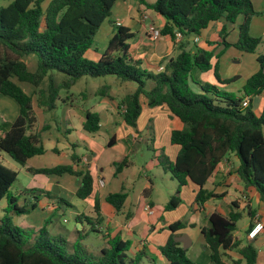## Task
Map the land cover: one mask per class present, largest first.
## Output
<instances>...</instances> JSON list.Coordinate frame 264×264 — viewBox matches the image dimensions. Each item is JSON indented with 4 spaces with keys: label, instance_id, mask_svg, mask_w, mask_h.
I'll return each instance as SVG.
<instances>
[{
    "label": "trees",
    "instance_id": "obj_1",
    "mask_svg": "<svg viewBox=\"0 0 264 264\" xmlns=\"http://www.w3.org/2000/svg\"><path fill=\"white\" fill-rule=\"evenodd\" d=\"M45 1L12 0L0 6V95L13 99L18 105L13 121L0 122V152L24 167L29 158L45 152L42 133L34 130L37 122L35 107L42 111L55 109L59 92L70 89L84 77L112 76L135 83L134 91L120 100L126 125L137 127L142 110L141 96L148 107L164 106L170 113L173 122L169 142L178 146V152L174 159L164 156L159 163L179 187L188 182L196 186L194 200L197 204L223 195L207 189L205 184L230 153L238 159L235 173L243 187L253 188L264 203V100L259 115L255 114L251 101V97L261 95L264 89V54L257 56L259 69L242 87L243 95L250 97L243 104L242 97L214 84L196 81L192 76L194 70H212L220 84L230 83L234 78H220L218 63H210L212 51L186 48L188 38L200 34L210 23L221 18L234 23L242 16L238 40L227 42L222 27V43L225 47L233 45L246 52H255L262 38L248 35L250 20L257 14L251 0H155L146 4L165 19L159 29L162 36L172 40L176 39L177 32L182 36L177 42L178 53L167 59L158 72L146 70L132 56L128 40L133 33L112 18L111 11L117 0H49L44 5ZM139 2L145 3V0ZM106 19L111 29L110 37L96 59H90L86 52L92 48L95 35ZM29 59L34 62L33 69L28 65ZM190 78L203 93L191 89ZM148 81L152 83L150 87H147ZM23 85L30 86L32 93L26 92ZM82 127L88 132L98 131V113L86 111ZM48 128L45 125L41 130ZM114 142L115 135H111L106 145L111 146ZM71 159L77 163L81 157L72 155ZM128 164L127 156L115 161L114 174L120 173ZM26 170L32 174L80 177L76 196L85 199L93 193L94 177L89 169L78 170L72 164H58L27 167ZM17 175L15 169L0 161V201L3 198L7 201L0 217V264H155L154 259H147L143 250L131 254V243L120 236L98 246V252L93 253L80 241L70 243L62 236L48 235L46 223L38 229L34 243L26 246L28 233L13 223L11 214L29 213L35 204L18 205L17 196L11 193ZM151 190L149 186L144 194L148 196ZM105 199L118 212L126 194L108 193ZM180 201L177 189L165 204L164 211L176 208ZM93 205L95 220L79 216L76 221L82 224V217L91 225L99 221L97 198ZM242 215L238 210H230L228 215L219 211L207 215V225L202 226L200 232L210 250L212 264H226L227 251L238 252L246 264L256 263L257 250L253 240L243 243L233 234ZM186 224L177 220L168 225L171 234L160 247L166 264H197L187 256L188 249L174 241V232ZM75 230L80 240L86 239L83 228ZM93 230L92 226L90 231Z\"/></svg>",
    "mask_w": 264,
    "mask_h": 264
},
{
    "label": "crops",
    "instance_id": "obj_2",
    "mask_svg": "<svg viewBox=\"0 0 264 264\" xmlns=\"http://www.w3.org/2000/svg\"><path fill=\"white\" fill-rule=\"evenodd\" d=\"M121 1L127 3L126 15L124 11L123 14L125 16L123 17V19H121L120 17H116L114 20L116 22H119L120 25L128 27L130 31L133 33V37H131L128 40V44L130 47L129 50L132 56L134 57V59L139 60L141 66L146 70L158 72L159 70H161L160 68L163 67V64L166 62L167 59L176 56V54L178 53L179 51L177 45L178 39L172 40L170 37L162 36V35L157 40H153L150 37L148 31L149 25L153 24L158 29H160L165 23V19L161 15H159L158 13H156L155 11H153L152 9L146 6V4L153 3L155 0H145V3H141L139 2V0H121ZM251 2L253 4L255 11H257V14L251 18L248 31L252 37H261L262 40L259 43L261 44L264 43V0H251ZM222 19L223 18L210 23V25L207 28L203 29L200 32V34L189 37L186 44L187 50L194 51L195 49L199 48L202 50H208L213 52L214 50L218 49L219 40H221L220 32L222 30V27H224L226 37L230 32V31H226V25L222 24L221 22ZM195 36L198 38L197 41L194 40ZM229 43H234V42H229ZM222 52L223 50L220 53ZM29 61L30 62L28 65L30 69H33L34 62L31 59H29ZM194 73L196 75L195 79L198 82L203 81V82L211 83L218 86V88L221 90H225L230 93L235 92V94L238 93V95L236 94L235 96L242 97L243 100L245 99L248 100L250 98L248 96L243 95L242 89H238V90L235 89L234 84L240 78L234 79L235 81L233 80V82L231 81L230 83L227 84H220L215 79L214 75H209V74L204 75L202 74L203 72H200L198 70H194ZM218 74L221 79H228L230 76L228 73L225 74L223 73L219 64H218ZM24 86L25 85H23V88ZM257 97L260 98L258 103L254 102V97H251V101L253 106L254 103L256 104V107L253 108L255 114L259 115L264 100V92L262 91L261 95ZM141 108H142L141 112H143L146 109H149V107L146 104V100L144 98H141ZM108 109L110 110V112L107 111L106 113L105 107L97 106V108L92 107L83 112V114L86 113V111H92L98 113L100 127L96 132H88L84 130L82 127L83 121L81 120L80 123L72 124L73 125L72 127L69 126L67 127V129L65 130L67 132V137H62L60 132L56 134V132L53 131V128L50 131L43 133L42 141L45 148V152L41 155H35L29 158L26 162V165L23 167L26 170L27 167L41 168V167H52L58 164H72L73 167L78 170L89 169L91 170V173L94 177L93 193L85 199H80L76 196V190L81 180L80 177L74 176L77 179L76 186L74 187V189L68 190V188H66L61 183V181H56L55 179L51 178L53 174L45 175L44 178H39L35 183L33 182L28 183L27 187L28 188L35 187L36 191L31 193L33 196V201H29V203L27 202L24 203L30 204L33 202L35 204V207L31 209L29 213L19 215V220L26 227L40 228L43 222L44 224L46 223L48 227H50L51 224L46 222L47 218H45V216L40 217V215L37 214V207L39 206V208L45 212L55 211L58 212L59 214L60 213L63 214L64 213L63 205H67V206L74 205L72 203L70 204L68 202L69 200L65 199L64 197L65 195L67 196L66 198H70L73 201V203H77L78 205V208L75 207V216H76L75 223H77L75 229L80 230L83 228L84 233L87 236L85 240H87L89 238V235H88V231L85 228L84 223L85 221L87 223L89 222L82 217V221L83 220L85 221H83V223L80 224L79 222L76 221V218L79 216H87L91 218L92 221L95 220L97 216L95 214L93 204L95 198H97L99 202L101 217L99 218V221H97L94 225H91L90 228H92L93 226L94 230L92 232L99 233L100 235L104 236L105 239H104V243L99 242L97 243L96 246L107 244L108 240L112 239L115 236H120L123 240H127L131 243L130 245L131 254H135L139 250H143L148 255L147 256L148 260L154 259L155 264H166L167 261L165 257L162 255L160 251V247L164 245V243L171 234V231L168 229V225L177 220L171 221L167 219V215H166L167 211H164L165 205H159L153 199H151L152 190L148 194V196L144 194V190L148 187H145L143 191L137 197H134V200H132L129 196V192H128L129 190H126L125 180H118V177L123 173V169L120 173L114 174L115 169L113 168L114 167L113 162L119 160L123 156H127L129 159V164H128L129 166L132 162L131 155L135 147L140 145V143H143L144 140L140 138L132 137L133 130L130 127L126 128L127 125L122 122L123 120L120 121L117 120V118L111 120L110 116L112 114L118 113L116 106L113 107V105L111 104L110 108ZM35 112L37 114L36 107H35ZM17 113H18V109H17ZM17 113L13 115L11 119H8V121L9 122L13 121ZM167 116H168L167 126L170 132V125L173 122V119L170 113L168 114V112H167ZM68 123L71 124L69 120ZM76 126H78L79 130L75 129ZM102 128H108L110 130L111 129L113 130L112 135H115V142L111 146H107V145L106 146L109 147L110 149L117 150L114 159L112 161H107L105 164L95 159L96 153L93 154L94 151L92 148L88 149L89 152L80 153L78 147L83 143V141L77 139L78 136L82 137L85 135L86 136L90 135L91 137H94V135L98 134L102 130ZM136 129L138 130V126L136 127ZM34 130L38 131L39 128L34 127ZM45 155H52V156L54 155L56 158L50 157L49 161H47L49 162L47 163L48 165H45V163H43L42 160H39ZM72 155L80 156L81 159L77 163H73V160L71 159ZM32 161H40V162L37 165ZM106 165H110L109 168L112 176L117 178V182L112 185L113 182L111 180L109 186H108V178L105 177L104 174L106 170ZM237 165H238V159L233 153H230L218 164L214 173L208 178L205 187L215 193L223 192L225 193V195L223 198L219 200L209 199L203 204L196 203L195 206L196 208L193 211L194 213H197L196 215L198 217H201L202 220L199 223L190 222L189 225L195 224L198 230L200 231V228L202 226L207 225V215L213 211H217V208H221L220 206L222 205L226 206L225 212H222L224 215L229 214L230 212L229 207L231 205L235 206L236 208H239L240 210L243 209L246 210L248 216V222L245 227V234L247 233L249 226L252 225V222L250 221L252 220V218L258 216L261 218V220L264 223V203L259 199L258 193L255 191L254 195L255 197H257L256 198L257 208L252 205L253 203H252L251 191L254 189L243 187L242 182L239 180V178L235 173ZM32 175L34 176L37 174H32ZM101 178L104 180V184L100 187H97V182ZM49 186L50 187L54 186V190H55L54 194H56L55 196L50 195ZM149 186L152 187L151 182ZM36 192H38L39 194L34 195L33 193ZM116 192H123L126 194V199L124 201L123 207L118 212L115 211V208L111 204H109L105 199L108 193H116ZM194 192H196V186L194 187ZM237 200L239 201V204H237L236 202ZM146 204H149L151 206V208L153 209V213L149 214L145 211L144 208ZM63 221L64 223L67 222L65 219ZM108 230H110V232H107ZM143 230H145L147 235V237H145L146 244L144 243V241H141V239H144L142 237L145 235V234L143 235ZM182 234L183 233L179 231V233L176 232L175 236H181ZM66 235L68 236L69 239H66L60 233L57 234V236H62L68 242L73 243V240L77 238V236H79V233L76 230L73 232L67 230ZM200 235L202 237L201 240H202L203 249L206 251V256L209 257L210 250L205 246L201 232ZM234 237L236 239H239L235 235ZM257 238L253 240V244L254 242L263 244L264 240L261 239L260 242L259 239ZM246 241H248V239ZM148 251H150V254L148 253ZM226 253H228L230 256L233 257V259L239 262L236 263L230 261L231 264H243L244 260L242 259L241 255L238 252L227 251ZM225 262L226 264H229L227 259L225 260ZM255 264H264V250H257V260Z\"/></svg>",
    "mask_w": 264,
    "mask_h": 264
},
{
    "label": "rangeland",
    "instance_id": "obj_3",
    "mask_svg": "<svg viewBox=\"0 0 264 264\" xmlns=\"http://www.w3.org/2000/svg\"><path fill=\"white\" fill-rule=\"evenodd\" d=\"M12 0H0V5H7ZM49 0L44 2L46 5ZM127 11V3L118 0L117 3L112 8V18L120 17L123 19L125 16L123 13ZM222 24L226 25V31H230L226 37V41L228 42H236L238 40V26L242 22V16H239L235 23H230L225 20H221ZM111 34V29L108 24V20H104L101 24L97 34L95 35V40L92 48L86 52V56L90 59L95 60L97 53H100L107 44L109 36ZM248 35L251 34L248 31ZM223 50L222 53H220ZM259 54H264V43L258 45L257 50L255 52H246L244 50L238 49L233 45L224 46L222 43V39L219 40V48L213 51V55L210 59V63L214 65L216 62L220 65L223 73H228L230 76L228 79H237L235 82V89H242L245 84L247 78L256 73L259 69V63L257 61V56ZM202 74L213 75L212 70L202 71ZM234 75V76H233ZM192 76L196 77L193 72ZM235 81V80H234ZM233 82V81H232ZM201 83H204L203 81ZM151 81H148L147 87L151 86ZM211 84V83H210ZM217 84V83H216ZM189 85L191 89L197 93H203L202 89H200L199 85L193 83L191 78L189 79ZM242 85V86H241ZM107 87V89H103V87ZM135 83L133 82H124L112 76L110 77H99V78H89L84 77L80 79L76 84H74L68 90H61L59 92V97L57 99L56 108L50 111H42L40 108L36 107L37 110V122L35 124V128H39L42 134L50 131L53 128V131L61 133L62 137H67V132L65 131L67 127H72V124H78L80 121H84L85 113L83 112L89 108L100 106L106 108L107 111L110 112L108 108H110L111 104L113 107L116 106L118 113L112 114L111 120L116 119L122 121V112H124V108L120 106V100L127 94L131 93L135 89ZM24 89L28 93H32V88L28 85L24 86ZM264 92V89H263ZM234 95H238V93ZM141 98H144L141 96ZM145 99V98H144ZM259 97H254V102L258 103ZM254 103L253 108L256 107ZM18 105L16 102L5 96L0 95V122L2 120L8 121L11 119L13 115L17 113ZM167 109L162 106L157 107H149V109L141 112L138 118V130L134 127H130L127 125L126 128H131L133 131L134 138L143 139V143L136 146L132 155H131V164L128 167L123 168V173L118 177V180H125L126 190H129V196L132 200L134 197H137L145 187H149L150 182L152 183V195L151 199H153L159 205H165L170 196L176 193V190L179 189L180 203L179 205L167 211V219L169 220H181L182 222L187 223L184 227L180 228L183 234L188 236L191 240L192 245L187 251V256L193 260L197 264H212L209 260V257L206 256V251L203 249L202 240L200 231L197 226L189 225L190 222L199 223L202 218L198 217L194 213V209L196 208V202L194 200L195 192H194V184L188 182L184 186H178L177 181L171 177V175L165 172L159 161L164 160V156H167L169 159H174L176 152H178V146L171 145L169 142V129L167 126L168 116ZM169 114V112H168ZM109 116V115H107ZM68 120L71 124L68 123ZM124 123V121H122ZM120 124V123H119ZM49 126L47 130H41L43 126ZM111 125V124H110ZM78 129V126L75 127ZM113 130L108 128H102V130L91 137L90 135L78 136L77 139L83 141L81 145H79L78 149L80 153L89 152V148L93 149V154L96 153V160L101 163H106L107 161H112L117 153V150L110 149L106 146V141L112 135ZM61 137V138H62ZM70 140V138H69ZM50 157L56 158L54 155H45L39 160H42L45 165H48L47 161H49ZM0 161L3 165L15 169L18 172L17 179L14 181L11 187V193L17 196L18 205H22L24 202L29 203V201H33L32 189L35 190V187L28 188L27 185L29 182L35 183L39 178H44L45 175L37 174L32 175L28 173L21 165L16 163L9 155L4 152H0ZM38 165L40 161H32ZM115 162V161H114ZM113 162V163H114ZM111 165V164H110ZM110 165H106V170L104 172L105 177L108 178V186L112 180V185L117 182V178L113 177L110 171ZM114 168V167H113ZM114 171V170H113ZM61 176V178H60ZM56 181H61V183L68 188V190L74 189L76 186V178L71 175L62 174V175H54L51 177ZM150 179V180H149ZM27 187V188H26ZM49 191L51 196H55L54 186H49ZM252 205L257 208V197H255V190H252ZM219 194H223L221 197H215L211 199H221L224 197L225 193L217 192ZM34 195H38L39 193H33ZM65 199L69 200L68 202L74 204L73 206L63 205L64 213L59 214L55 211H42L39 206L37 207V214L40 217L47 218L46 222L51 224L50 227L46 225V229L48 231V235L57 236L58 233L63 235L66 239H69L66 235L67 230L73 232L75 231V207L78 208L77 203H73L70 198ZM239 200V199H238ZM236 201L239 204V201ZM7 201L3 198L0 201V217L4 214L3 208L6 205ZM33 203V202H32ZM71 206V207H70ZM221 208H217L219 212H225L226 206L222 205ZM230 210H235V206L231 205ZM241 211L243 213L242 218L237 222V227L233 231V234L242 240L243 243H246V234L245 227L248 222V216L246 210H240L236 208V210ZM247 209V208H246ZM31 211V210H30ZM223 214V213H222ZM13 217V223L23 228L28 233V242L26 246H30L34 243L36 237L38 236L39 228H32L24 226L19 220V215L14 213L11 214ZM258 217V216H256ZM250 220L252 223L254 219ZM84 218V217H83ZM67 222L64 223L63 220ZM258 219H261L258 217ZM85 221V220H83ZM85 228L88 231L89 238L87 240H80L77 236L73 240V242L80 241L85 246L88 247L90 251L93 253H97L99 247L96 246L97 243H104V236L99 233H95L90 231L91 224L85 221ZM44 225V222L41 226ZM107 230V229H106ZM146 230V229H145ZM145 230H143V237L141 241H144L147 237ZM107 232H110L108 230ZM174 232V234H176ZM106 236V234H105ZM176 237V236H174ZM259 241L261 239L264 240V230L258 235ZM100 246V245H99ZM257 250H264V242L263 244L255 243ZM149 250V248H148ZM150 254V251H148ZM152 256V254H151ZM226 259L228 263L235 262L228 253L226 255ZM232 259V260H231ZM145 260V259H144ZM231 261V262H230ZM243 264H246L243 261Z\"/></svg>",
    "mask_w": 264,
    "mask_h": 264
},
{
    "label": "built area",
    "instance_id": "obj_4",
    "mask_svg": "<svg viewBox=\"0 0 264 264\" xmlns=\"http://www.w3.org/2000/svg\"><path fill=\"white\" fill-rule=\"evenodd\" d=\"M117 24H119V22H117ZM148 31H149V34H150V37L153 39V40H157L161 34H160V31L159 29L151 24L149 25V28H148ZM182 36L179 32L176 33V39H180ZM194 40L197 41L198 38L195 36L194 37ZM162 69V67L160 68ZM247 103V99H245L243 101V104H246ZM104 184V180L101 178L98 180L97 182V187H100ZM145 211L149 214L153 213V209L151 208V206L149 204H146L145 205ZM264 230V223L261 219H258V217H256L252 223V225L250 226V228L248 229L247 233H246V238L248 240H254L258 237V235Z\"/></svg>",
    "mask_w": 264,
    "mask_h": 264
},
{
    "label": "water",
    "instance_id": "obj_5",
    "mask_svg": "<svg viewBox=\"0 0 264 264\" xmlns=\"http://www.w3.org/2000/svg\"><path fill=\"white\" fill-rule=\"evenodd\" d=\"M174 241L182 243L184 249H188L191 245V240L186 235L176 236L174 237Z\"/></svg>",
    "mask_w": 264,
    "mask_h": 264
}]
</instances>
